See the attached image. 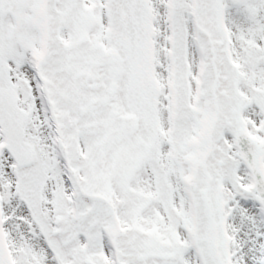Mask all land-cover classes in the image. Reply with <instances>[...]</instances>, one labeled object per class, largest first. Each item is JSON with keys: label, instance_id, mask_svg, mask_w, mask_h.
Instances as JSON below:
<instances>
[{"label": "snow or ice", "instance_id": "snow-or-ice-1", "mask_svg": "<svg viewBox=\"0 0 264 264\" xmlns=\"http://www.w3.org/2000/svg\"><path fill=\"white\" fill-rule=\"evenodd\" d=\"M0 264H264V0H0Z\"/></svg>", "mask_w": 264, "mask_h": 264}]
</instances>
